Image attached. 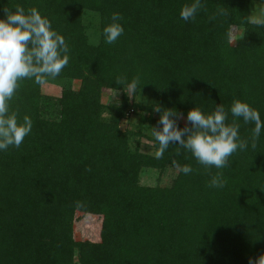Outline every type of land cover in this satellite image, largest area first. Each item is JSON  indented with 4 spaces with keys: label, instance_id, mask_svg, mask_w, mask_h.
<instances>
[{
    "label": "trees",
    "instance_id": "1",
    "mask_svg": "<svg viewBox=\"0 0 264 264\" xmlns=\"http://www.w3.org/2000/svg\"><path fill=\"white\" fill-rule=\"evenodd\" d=\"M254 2L202 0L184 21L179 10L190 0H0V18L4 8L37 9L70 57L57 77L21 80L9 101L33 128L20 148L0 152V264H249L264 253V130L253 147L254 124L236 119L249 146L223 169L177 145L157 159L152 136L155 104L175 109L181 128L189 109L228 110L237 99L264 120V28L247 23ZM86 12L98 17L97 43ZM113 12L124 33L106 44ZM233 28L241 36L231 42ZM46 79L77 84L49 96ZM104 91L117 100L105 102ZM147 170L175 172L167 185L145 184ZM218 173L224 186L212 188Z\"/></svg>",
    "mask_w": 264,
    "mask_h": 264
},
{
    "label": "clouds",
    "instance_id": "2",
    "mask_svg": "<svg viewBox=\"0 0 264 264\" xmlns=\"http://www.w3.org/2000/svg\"><path fill=\"white\" fill-rule=\"evenodd\" d=\"M203 8L202 0H190L179 10V16L184 21H194ZM4 18H0V152L10 147L20 148L25 138L31 134L33 122L25 115L18 120L17 113L10 112L9 101L12 100L24 79L42 83L46 77H57L69 63V47L63 35L52 28L48 18L35 8L25 10L4 8ZM217 15L226 16V9L217 10ZM216 19V15L210 17ZM122 15L113 12L110 22L102 29L106 44L115 43L124 33L121 21ZM247 23L264 28V0H258L256 9L247 17ZM116 84L124 87V79L118 78ZM134 91L135 83L131 85ZM124 91V90H123ZM125 92V91H124ZM116 99V92L114 93ZM117 100V99H116ZM159 113V127H152V136L158 144L155 158H163L170 145L191 153L200 165L206 168L223 169L230 167L229 158L238 150L244 151L249 146V140L240 137V125L235 122L240 119L244 124L252 123L251 141H255L264 130V120L257 109L247 102L234 100L228 110L218 104L210 113L193 107L186 113V124L178 126L179 113L173 108L152 106ZM234 118L233 123H226L228 114ZM179 173L188 175L193 168L177 164ZM224 179L221 173L213 176L209 186L222 188ZM249 264H264V253Z\"/></svg>",
    "mask_w": 264,
    "mask_h": 264
},
{
    "label": "rangeland",
    "instance_id": "3",
    "mask_svg": "<svg viewBox=\"0 0 264 264\" xmlns=\"http://www.w3.org/2000/svg\"><path fill=\"white\" fill-rule=\"evenodd\" d=\"M257 6V2L253 3L252 10H255ZM84 22L87 26V33L89 36V40L92 43L98 42V32H97V26H98V17L96 14L91 12H86L84 14ZM241 36V29L239 28H233L232 29V38L231 42H234L237 38ZM77 82L66 79L61 80H53V79H46L42 85L41 91L45 95L49 96H58L60 93V89L64 86L66 87H73L76 86ZM118 94L116 93V97ZM103 99L105 102H114V93L110 91H104L103 92ZM131 122L137 121V115L132 114L129 119ZM183 122V121H182ZM125 126V122L121 123V127ZM173 170H170L164 174L159 173V171L155 170H147L143 171L141 175V181L145 184H156L160 182L162 185H167L171 181V177L174 175Z\"/></svg>",
    "mask_w": 264,
    "mask_h": 264
}]
</instances>
